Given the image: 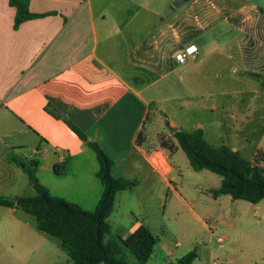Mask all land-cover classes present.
Here are the masks:
<instances>
[{
    "label": "crops",
    "instance_id": "obj_1",
    "mask_svg": "<svg viewBox=\"0 0 264 264\" xmlns=\"http://www.w3.org/2000/svg\"><path fill=\"white\" fill-rule=\"evenodd\" d=\"M28 5L43 15L15 29V8L0 0V197L25 195L26 184L34 190L25 172L34 160L53 195L75 202L64 195L91 187L95 153L46 107L99 144L114 176L138 175L150 186L161 181L182 191L190 167L165 121L180 131L201 129L211 146L224 142L249 160L264 147V4L187 0L162 20L152 0ZM188 45L196 52L177 63L175 54ZM55 164L65 173L56 175ZM13 209L0 205V214ZM258 253L236 264H264ZM209 262L233 264L216 251Z\"/></svg>",
    "mask_w": 264,
    "mask_h": 264
},
{
    "label": "rangeland",
    "instance_id": "obj_2",
    "mask_svg": "<svg viewBox=\"0 0 264 264\" xmlns=\"http://www.w3.org/2000/svg\"><path fill=\"white\" fill-rule=\"evenodd\" d=\"M172 1L152 0V6L162 13ZM253 1L264 4L263 0ZM25 154H30L28 147ZM118 174L114 170V175ZM133 178L138 181L136 186L116 194L108 217L111 231L105 240L120 243V238L128 236L136 226H147L156 242L145 264H177V259L191 249L198 254L194 264L210 263L212 251H216L219 260L226 258L233 264L258 251L257 256L264 254V199L259 204L216 199L205 188L218 185L220 177L208 170L194 171L190 167L180 179L182 191L168 188L161 181L150 186L148 180L139 179L138 175ZM92 182L88 190L82 192L77 188L64 196L79 202L83 209L92 210L95 201L91 197L101 187L96 176ZM30 189L26 184L25 195L35 194ZM0 215H3L0 216V264L71 262L59 240L37 228L33 215L19 208ZM124 253L127 264L136 263L128 250L124 249Z\"/></svg>",
    "mask_w": 264,
    "mask_h": 264
},
{
    "label": "trees",
    "instance_id": "obj_3",
    "mask_svg": "<svg viewBox=\"0 0 264 264\" xmlns=\"http://www.w3.org/2000/svg\"><path fill=\"white\" fill-rule=\"evenodd\" d=\"M15 8L13 27L43 14L31 12L29 0H9ZM261 77L260 74H254ZM264 85V78L262 77ZM46 110L57 118L67 122L71 130L93 150L98 169L95 176L102 190L92 210H85L75 202L53 195L35 174L37 161L25 167L30 184L35 190L33 195H21L15 198L0 197V205L19 208L35 217L36 226L42 232L59 240L71 262L69 264H127L124 249L135 258V264H145L155 245V237L150 229L140 224L128 236L120 238V243L105 240L111 231L108 217L111 214L116 194L121 190L136 186V179L114 176L111 168L114 164L96 141L89 140L75 124L64 115L56 113L50 107ZM165 127L176 139L185 153L190 167L194 171L208 170L220 177L219 186L208 192L214 197L228 194L232 199L257 203L264 199V147L256 151L249 160L230 149L224 142L211 146L203 137L201 129L180 131L171 127L167 121ZM163 146L172 149L167 142ZM56 175L65 173L63 165L55 164ZM198 254L191 249L177 259V264H192Z\"/></svg>",
    "mask_w": 264,
    "mask_h": 264
},
{
    "label": "built area",
    "instance_id": "obj_4",
    "mask_svg": "<svg viewBox=\"0 0 264 264\" xmlns=\"http://www.w3.org/2000/svg\"><path fill=\"white\" fill-rule=\"evenodd\" d=\"M196 52V46L195 45H188L185 46L182 50L178 51L175 54V61L179 64L184 63L189 57H192L194 53Z\"/></svg>",
    "mask_w": 264,
    "mask_h": 264
},
{
    "label": "water",
    "instance_id": "obj_5",
    "mask_svg": "<svg viewBox=\"0 0 264 264\" xmlns=\"http://www.w3.org/2000/svg\"><path fill=\"white\" fill-rule=\"evenodd\" d=\"M187 0H173L162 12V15L160 17V20H162L164 17L169 16L176 7L181 6L183 3H185Z\"/></svg>",
    "mask_w": 264,
    "mask_h": 264
}]
</instances>
